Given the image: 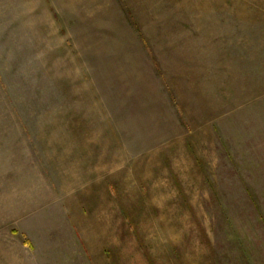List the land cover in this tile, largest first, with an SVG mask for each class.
Here are the masks:
<instances>
[{"label":"rangeland","instance_id":"1","mask_svg":"<svg viewBox=\"0 0 264 264\" xmlns=\"http://www.w3.org/2000/svg\"><path fill=\"white\" fill-rule=\"evenodd\" d=\"M0 264H264V0H0Z\"/></svg>","mask_w":264,"mask_h":264}]
</instances>
